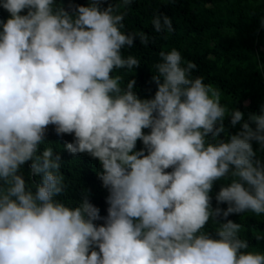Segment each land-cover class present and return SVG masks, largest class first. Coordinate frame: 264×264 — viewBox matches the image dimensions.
Wrapping results in <instances>:
<instances>
[{"label":"clouds","instance_id":"obj_1","mask_svg":"<svg viewBox=\"0 0 264 264\" xmlns=\"http://www.w3.org/2000/svg\"><path fill=\"white\" fill-rule=\"evenodd\" d=\"M133 2L0 0V264H264L228 218L264 216V101L246 116L226 109L175 47L158 54L154 95L139 97L114 73L141 64L124 54L134 40L147 47L174 27L156 11V35L127 31ZM49 125L72 136L69 153L98 161L105 216L86 189L60 199Z\"/></svg>","mask_w":264,"mask_h":264},{"label":"trees","instance_id":"obj_2","mask_svg":"<svg viewBox=\"0 0 264 264\" xmlns=\"http://www.w3.org/2000/svg\"><path fill=\"white\" fill-rule=\"evenodd\" d=\"M69 2L86 4L87 0H62L65 6ZM109 2L114 3L115 0H104L105 4ZM127 11L124 19L127 31L156 35L151 25L156 11L167 14L174 27V32L156 36L155 42L147 47L140 45L137 39L134 40L135 46L125 51V55L135 56L141 64L135 70H116L114 75H122L125 83L134 78L139 97L154 95L156 87L151 75L155 73L158 54L175 47L185 63L193 61L197 64L193 75L203 77L204 83L219 94L226 109L237 107L245 116L258 111V105L264 101V28L259 24V17L264 15V0H134ZM7 15L0 8V19ZM225 125H228V118ZM228 131L234 133L236 129L228 128ZM46 138L49 140L46 143L59 151L63 161L61 172L66 189L60 199L76 203L82 189H86L90 193V201L100 209V215L105 216L107 190L97 176L98 161L87 154H72L65 150L63 144L71 141L72 136H57L51 125ZM136 147L140 149L143 145L137 141ZM27 168L28 163L21 172L32 184ZM221 183H214L210 193L213 206L216 205L214 194ZM228 218L242 225L240 235L249 241L250 250L264 252V241L254 238L257 233L264 234V216L245 212ZM213 227L215 224L210 220L206 228Z\"/></svg>","mask_w":264,"mask_h":264}]
</instances>
